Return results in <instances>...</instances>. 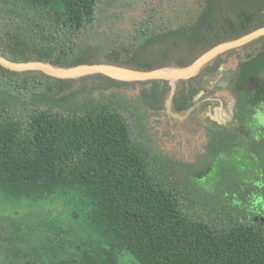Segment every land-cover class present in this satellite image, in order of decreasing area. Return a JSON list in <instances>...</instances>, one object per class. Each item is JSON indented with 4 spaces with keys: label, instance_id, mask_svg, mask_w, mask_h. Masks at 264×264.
I'll use <instances>...</instances> for the list:
<instances>
[{
    "label": "trees",
    "instance_id": "16d2710c",
    "mask_svg": "<svg viewBox=\"0 0 264 264\" xmlns=\"http://www.w3.org/2000/svg\"><path fill=\"white\" fill-rule=\"evenodd\" d=\"M101 3L0 0V57L54 67L171 70L264 27V0H203L188 23L147 19L128 32L100 29L85 40L89 28L98 29ZM225 64L217 57L181 81L172 97L175 113L199 110L207 135ZM170 90L163 80L57 79L0 66V200L63 206L70 215L24 226L0 221L6 264H264L255 228L193 219L149 170L150 147L141 141H150L151 119L164 110Z\"/></svg>",
    "mask_w": 264,
    "mask_h": 264
},
{
    "label": "rangeland",
    "instance_id": "374dc122",
    "mask_svg": "<svg viewBox=\"0 0 264 264\" xmlns=\"http://www.w3.org/2000/svg\"><path fill=\"white\" fill-rule=\"evenodd\" d=\"M202 3L203 0H102L95 15L98 29L89 28L83 37L90 40L100 29L125 33L147 19L176 27L192 20ZM241 54L242 47H239L218 57L226 60L225 69H236ZM180 83L181 81L170 83L171 90L166 97L164 110L151 119L150 141L146 138L141 141V144L150 147L146 149L149 170L178 196L182 210L193 219L217 228L242 223L228 211L225 171L229 167L221 168L223 171L211 182V157L206 149L204 118L200 117L199 110L193 113L173 111L172 97ZM73 85L79 87L80 83ZM129 94L135 95L137 91ZM215 98L228 105L230 103L225 92L216 93ZM183 168H187V171L183 172ZM69 216V211L63 206L18 207L0 200V221L4 224L10 220L23 226L34 225L51 219L65 221ZM0 264H6L1 249Z\"/></svg>",
    "mask_w": 264,
    "mask_h": 264
},
{
    "label": "flooded vegetation",
    "instance_id": "af4514ba",
    "mask_svg": "<svg viewBox=\"0 0 264 264\" xmlns=\"http://www.w3.org/2000/svg\"><path fill=\"white\" fill-rule=\"evenodd\" d=\"M241 47L236 69H224L222 88L216 91L228 94L229 105L212 94L218 107L209 120L211 148L206 149L211 157V182L221 168L229 167L224 172L229 214L255 228L264 241V79L241 82L242 70L264 57V36Z\"/></svg>",
    "mask_w": 264,
    "mask_h": 264
},
{
    "label": "water",
    "instance_id": "95a60500",
    "mask_svg": "<svg viewBox=\"0 0 264 264\" xmlns=\"http://www.w3.org/2000/svg\"><path fill=\"white\" fill-rule=\"evenodd\" d=\"M264 36V27L256 29L248 34L221 43L203 53L191 64L171 70L144 71L121 67L106 63L80 64L72 67H57L46 65L41 62H9L0 57V66L12 72L39 71L42 74L58 79H72L88 75H102L118 81L127 82H146V81H168L170 83L188 80L197 75L207 64L221 54L241 47L242 45ZM241 82L252 84L253 82L264 79V57L250 63L242 70Z\"/></svg>",
    "mask_w": 264,
    "mask_h": 264
}]
</instances>
